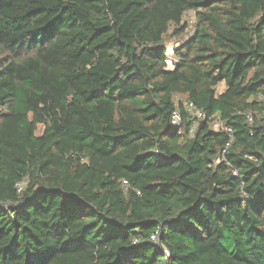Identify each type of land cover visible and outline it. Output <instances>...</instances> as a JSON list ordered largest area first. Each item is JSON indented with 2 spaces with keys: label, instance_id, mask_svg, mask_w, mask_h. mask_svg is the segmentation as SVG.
I'll return each instance as SVG.
<instances>
[{
  "label": "trees",
  "instance_id": "obj_1",
  "mask_svg": "<svg viewBox=\"0 0 264 264\" xmlns=\"http://www.w3.org/2000/svg\"><path fill=\"white\" fill-rule=\"evenodd\" d=\"M0 264H264V0H0Z\"/></svg>",
  "mask_w": 264,
  "mask_h": 264
},
{
  "label": "rangeland",
  "instance_id": "obj_2",
  "mask_svg": "<svg viewBox=\"0 0 264 264\" xmlns=\"http://www.w3.org/2000/svg\"><path fill=\"white\" fill-rule=\"evenodd\" d=\"M194 21H195V12H189L187 13L184 18H183V24L184 23H188L190 26H189V31L187 34H185L184 36L182 37H174V34H172L173 32V29L171 31V33L169 34V36H167V46H168V52L167 54L170 56L171 59H173V49H174V46H176L180 41H184L194 30ZM225 89V86L224 85H221L218 90L219 91H223ZM176 102L182 100V101H185L184 98L182 97H176L175 98ZM42 130V128L40 127V131Z\"/></svg>",
  "mask_w": 264,
  "mask_h": 264
},
{
  "label": "built area",
  "instance_id": "obj_3",
  "mask_svg": "<svg viewBox=\"0 0 264 264\" xmlns=\"http://www.w3.org/2000/svg\"><path fill=\"white\" fill-rule=\"evenodd\" d=\"M168 55V54H167ZM168 65L170 68H173L174 67V63H175V59H171L170 56L168 55ZM189 112L191 115H193L194 117H196L198 120H204L206 119V116L204 113H202L201 111H198L197 108L193 105V104H190L189 105ZM251 120V118H250ZM182 121V117H181V114L179 112H175L174 115H173V119H172V123L173 125H179ZM213 128L215 130H223L224 127H223V124L222 122H220L219 120H216L214 123H213Z\"/></svg>",
  "mask_w": 264,
  "mask_h": 264
}]
</instances>
